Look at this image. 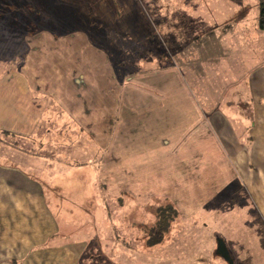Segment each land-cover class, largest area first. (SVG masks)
Returning <instances> with one entry per match:
<instances>
[{
    "label": "crops",
    "instance_id": "crops-1",
    "mask_svg": "<svg viewBox=\"0 0 264 264\" xmlns=\"http://www.w3.org/2000/svg\"><path fill=\"white\" fill-rule=\"evenodd\" d=\"M214 2L217 0H207V4ZM236 10L233 17L220 21L212 10L196 13L201 22L219 23L210 27L219 34L207 51L199 46L202 35L196 39L202 68L211 62L209 67L227 70L213 75L215 93L192 90V84L184 81L190 68H182L183 91L141 92L128 97L135 104V113L140 110L139 120L130 122L136 133L133 143L140 152L134 157V174L120 173L118 181L128 187L134 181L136 191H148L150 197L169 196L181 212H196L205 243L213 245L222 260L217 251L220 238L227 244L233 264H264V61L247 50L239 52L231 34L220 33L222 23L237 16ZM207 14L213 17L206 19ZM247 18L242 19L243 26ZM171 68L166 71L174 78ZM165 85L173 89L170 81ZM47 98L43 84L23 68L0 72V264H92L89 254L97 247L95 242L99 241L105 253L109 246L108 230L114 223L106 216L100 223L93 218L96 211L103 219L102 195L109 192H100L98 187L84 192L80 183L86 172H81V180L69 174L78 165L95 163L83 158L79 163H63L62 152H57L62 144L46 139L55 133L53 125L61 118L50 115ZM88 100L81 104L87 120L83 129L90 140L78 142L74 136L68 157L92 156L94 129ZM71 101L73 105L69 102L65 107L58 99L62 115L72 118L79 103ZM206 101L214 103L209 106ZM107 157L106 153L104 165ZM96 175L100 186L104 173ZM95 197L98 200L93 204ZM117 250L112 252L118 254L116 263L122 264L127 258L125 250L118 245Z\"/></svg>",
    "mask_w": 264,
    "mask_h": 264
},
{
    "label": "rangeland",
    "instance_id": "rangeland-1",
    "mask_svg": "<svg viewBox=\"0 0 264 264\" xmlns=\"http://www.w3.org/2000/svg\"><path fill=\"white\" fill-rule=\"evenodd\" d=\"M258 3L259 0H217L213 4H207V0H0V72L23 68L43 84L52 110L50 115L61 116L52 124L55 133L48 134L46 139L62 144L57 152H62L63 163L94 161V165H78L69 173L80 179L81 172H86L80 183L84 192H92L96 187L100 192H109L102 195L103 219L96 211L93 218L100 223L106 216L115 227L112 224L108 230L107 253L99 248L98 240L95 242L97 247L89 254L92 264H117L118 254L112 252H118L117 245L127 256L120 261L122 264H231L215 255L213 245L205 243V232L196 212H181L169 196L150 197L148 191L144 194L142 189L136 191L132 188L134 181L129 182V187L123 186L124 181H118V176L125 172L134 174V157L140 152L133 143L134 125H130L133 118L139 120L140 110L135 113V104L128 97L141 92H181L184 90L181 73L189 68L184 81L192 84L191 89L215 93L213 75L221 74L223 66L215 70L209 67L210 62L203 69L196 39L202 35L199 46L201 51H207L219 34L211 32V25L233 17L235 9L237 16L223 22L220 33L231 34L239 52L247 50L248 54H254L253 58L264 61V30L258 25ZM205 9L215 12L216 21L198 20L197 11ZM246 17L252 21H244L243 29L241 21ZM167 68L174 70V78ZM166 80L173 83V89H166ZM58 99L65 107H69V102L73 105L71 100L78 101V110L72 113V118L69 114L62 115ZM85 99H89L92 110L95 146L91 157L86 154L68 157L74 136L77 135L78 142L90 140V134L84 131L86 108L81 100ZM213 103L204 102L209 106ZM136 127L145 129L141 125ZM97 172L104 173L100 186L95 180ZM136 182L140 185L139 180ZM97 200L95 197L93 204ZM170 205L178 213L174 216L168 212L174 216L169 231L161 243L148 246V231L158 220V210ZM94 207L89 206L96 210ZM133 256L139 257L131 261L129 258Z\"/></svg>",
    "mask_w": 264,
    "mask_h": 264
},
{
    "label": "trees",
    "instance_id": "trees-1",
    "mask_svg": "<svg viewBox=\"0 0 264 264\" xmlns=\"http://www.w3.org/2000/svg\"><path fill=\"white\" fill-rule=\"evenodd\" d=\"M259 18L258 25L259 28L264 30V0H259ZM173 212L174 216L177 212L173 206H169L167 208H160L158 210V220L154 226H152L148 231V246H154L163 241L166 233L169 231L170 223L173 220L174 216H169L168 212ZM172 213V214H173Z\"/></svg>",
    "mask_w": 264,
    "mask_h": 264
},
{
    "label": "water",
    "instance_id": "water-1",
    "mask_svg": "<svg viewBox=\"0 0 264 264\" xmlns=\"http://www.w3.org/2000/svg\"><path fill=\"white\" fill-rule=\"evenodd\" d=\"M217 251L225 260L230 261L231 264L234 263L232 258H231L228 246L222 238L218 239Z\"/></svg>",
    "mask_w": 264,
    "mask_h": 264
}]
</instances>
